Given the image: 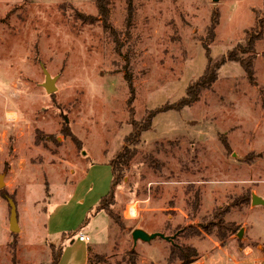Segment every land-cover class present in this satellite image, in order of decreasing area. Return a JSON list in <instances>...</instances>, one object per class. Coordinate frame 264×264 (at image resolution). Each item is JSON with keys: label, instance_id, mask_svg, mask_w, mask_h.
Returning a JSON list of instances; mask_svg holds the SVG:
<instances>
[{"label": "rangeland", "instance_id": "obj_1", "mask_svg": "<svg viewBox=\"0 0 264 264\" xmlns=\"http://www.w3.org/2000/svg\"><path fill=\"white\" fill-rule=\"evenodd\" d=\"M103 2L104 17L97 0H0V264H49L58 245L57 264H83L87 250L88 264H130L132 252L135 264H168L175 246L196 250L191 264H261L264 37L253 52L244 37L264 21V0ZM247 55L250 77L238 61ZM208 63L217 64L215 81L175 108ZM129 109L135 119L155 115L114 187L120 224L101 210L72 237L47 235L49 212L75 181L123 147ZM110 178L100 165L86 188L109 190ZM57 212L52 225L62 228L70 211ZM220 221L233 224L223 244ZM135 228L173 239L134 243Z\"/></svg>", "mask_w": 264, "mask_h": 264}, {"label": "trees", "instance_id": "obj_2", "mask_svg": "<svg viewBox=\"0 0 264 264\" xmlns=\"http://www.w3.org/2000/svg\"><path fill=\"white\" fill-rule=\"evenodd\" d=\"M97 6L99 10V14L104 17L105 12H107V8L104 5L103 0H97ZM81 16V15H80ZM84 21H90L91 16H81ZM216 24V20L213 19L211 21V26L207 30V34L213 35V28ZM264 37V21H261L260 19L255 20V24L253 26V29L250 32H245V41L247 45V52H250V50H254V44L255 41L261 39ZM212 38V37H211ZM207 53H209V50L205 49ZM210 57V56H209ZM233 60H237V58H232ZM254 59V56L251 57V55H247L246 57L242 59H238L240 64L243 66L244 70L246 71L247 75L250 77V73L252 72V61ZM217 76V64L211 65V63H208L207 66H205V69L203 71V74L200 76V78L187 89L186 96L181 99L178 102L179 107H175L177 109L181 108L180 106H186L191 103H193L198 98V93L205 88H209L211 84L215 81ZM125 79L127 81L128 89H129V97L127 99V104L130 106L131 100L134 98V90L132 86V80L128 75H125ZM170 109V108H167ZM155 113H149L144 118L135 119L134 118V111L129 109L128 113V121L130 124V132L124 137V145L121 148V150L116 154L114 158L111 160H108L107 163L111 168V175L112 179L110 181V188L109 190L100 197L99 202L97 203L94 211L90 213V215L85 216L79 227H77L73 231H65L61 233V241L64 240L67 237H72L76 235L79 232V229L83 224H85L88 220L91 214H96L99 211L106 212L110 218L116 223L120 224V216L114 212L112 209V205L114 204V187L117 185L118 180L122 178L123 172L126 170L127 164L132 160L134 157V154L137 152L138 145L141 143V133L144 130H148L152 126V120ZM220 141L222 144L228 148L229 143L227 139L224 137L220 138ZM153 165L155 164V161L152 160ZM194 199L192 200L193 206H196L199 199L198 192H194ZM220 223L217 225V228L219 229L217 231L219 238L222 240L221 243L223 244L225 239V233L226 231L231 230V227H233L232 223ZM67 236H64V235ZM88 253L87 252V264H88ZM61 255V246L58 245L57 249L52 250L51 252V262L49 264H57ZM197 252L194 248L188 247V246H182L181 248H177V246L173 247L170 251V255L167 258L168 264H171L173 260L178 259L181 264H191L194 262V258H196ZM129 262L130 264H135L134 262V253L132 252L129 256Z\"/></svg>", "mask_w": 264, "mask_h": 264}, {"label": "crops", "instance_id": "obj_3", "mask_svg": "<svg viewBox=\"0 0 264 264\" xmlns=\"http://www.w3.org/2000/svg\"><path fill=\"white\" fill-rule=\"evenodd\" d=\"M100 165H105L110 168L107 162L91 163L88 166L85 173L83 174L84 175L83 178H80L75 181V184L69 195V198L65 202L55 206L49 212L46 222H45V230H46L47 235L59 234V237L57 238L59 241V239L61 238L62 232H65V231L70 232V231L75 230L77 227H79L84 217L87 215L89 216L90 213L94 211L97 203L99 202L100 197L104 195L108 190V189L103 190L105 183H102L101 185H96L93 182L92 185L86 188V186L88 185V181L92 180V174L94 173V171L97 170L98 166ZM64 210L70 211L69 213L70 217H68L67 219L60 218L63 224V226H61L62 228H60V223H58L57 225H52V222L56 223V220H57L56 216L58 214L57 211H64ZM94 215L95 214H91V218ZM47 237L51 238L49 236ZM55 242H57V240ZM78 242H84V241H78ZM87 252L88 250L86 251V260H85V263L83 264H87Z\"/></svg>", "mask_w": 264, "mask_h": 264}, {"label": "water", "instance_id": "obj_4", "mask_svg": "<svg viewBox=\"0 0 264 264\" xmlns=\"http://www.w3.org/2000/svg\"><path fill=\"white\" fill-rule=\"evenodd\" d=\"M217 1V0H214ZM46 89L48 91L53 90V87L51 85V81L50 79L47 80L46 83ZM2 175H0V182ZM254 200L256 199L255 197L253 198ZM9 228L12 232L17 231L18 230V226H17V214L15 211V206L13 204H11V214H10V219H9ZM156 237H161L164 238L165 240H172L173 236H167L164 235L161 232H152L149 233L146 230L142 229V228H135L132 230L131 232V238L133 240L134 243H136L138 240L144 241V242H149L152 239L156 238Z\"/></svg>", "mask_w": 264, "mask_h": 264}, {"label": "built area", "instance_id": "obj_5", "mask_svg": "<svg viewBox=\"0 0 264 264\" xmlns=\"http://www.w3.org/2000/svg\"><path fill=\"white\" fill-rule=\"evenodd\" d=\"M128 214L129 216L131 217H134L136 215L135 213V208L133 205L129 206V209H128ZM89 237H87L86 234H83V233H79L78 234V240L79 241H88ZM261 264H264V261L261 263Z\"/></svg>", "mask_w": 264, "mask_h": 264}]
</instances>
